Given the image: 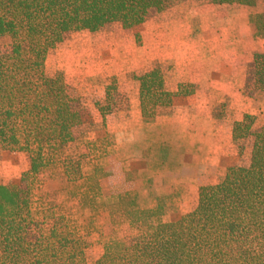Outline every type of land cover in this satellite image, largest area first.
Wrapping results in <instances>:
<instances>
[{"label":"trees","instance_id":"trees-1","mask_svg":"<svg viewBox=\"0 0 264 264\" xmlns=\"http://www.w3.org/2000/svg\"><path fill=\"white\" fill-rule=\"evenodd\" d=\"M183 1L0 0V38L10 42L0 48V155L23 153L28 174L36 176L44 168L47 183L63 184L47 201L23 200L17 186L0 180V264H90L85 251L99 244L106 213L112 224L128 223V229L106 243L91 264H264V122L256 125V117L246 114L233 124L232 142L239 155L248 149L247 163L232 164L220 183L201 186L192 212L165 223L157 206L129 219L119 203L104 204L107 191L95 173L87 172L110 156L112 136L106 133L71 150L84 116L63 75H46L47 55L66 35L137 27ZM205 1L255 9L253 40L259 47L264 42V0ZM164 75L155 63L135 77L145 125L168 116L175 97L194 92L184 82L176 93L167 91ZM247 75L243 92L250 97L264 93V51L254 52ZM104 97L99 112L105 128V117L128 100L116 83L105 86ZM165 149L158 151L159 160ZM84 199L88 207L80 205Z\"/></svg>","mask_w":264,"mask_h":264},{"label":"crops","instance_id":"crops-1","mask_svg":"<svg viewBox=\"0 0 264 264\" xmlns=\"http://www.w3.org/2000/svg\"><path fill=\"white\" fill-rule=\"evenodd\" d=\"M239 12L221 13L207 3L175 25L153 20L140 24V42L116 40L121 50L117 90L126 95L128 104L105 117L104 134L111 135L114 143L107 164L92 173L107 191L104 202L119 203L129 219L157 206L164 209L165 223L192 212L198 189L220 183L240 157L232 142L233 124L246 114L256 117V125L264 122V93L250 97L243 92L255 52L257 12ZM190 18L198 22L190 23ZM155 63L164 68L167 91L176 93L184 82L193 85L194 92L175 97L168 116L145 125L135 77L151 71ZM100 98L104 105V93ZM162 148L165 158L159 160Z\"/></svg>","mask_w":264,"mask_h":264},{"label":"rangeland","instance_id":"rangeland-1","mask_svg":"<svg viewBox=\"0 0 264 264\" xmlns=\"http://www.w3.org/2000/svg\"><path fill=\"white\" fill-rule=\"evenodd\" d=\"M206 4L205 0L183 1L170 9L160 12L158 15L152 14L143 24L153 20L158 23L175 25L189 11H194L196 8ZM215 7H219L221 13L229 14H240L239 11L247 9L228 5H215ZM248 10L253 12L255 9ZM189 20L190 23L198 22L197 18H190ZM137 29V27L129 26H112L100 34L80 31L66 35L60 45L49 51L45 62L46 75L49 78H53L57 73L63 75L69 93L74 99L75 108L84 116L81 135L76 142L71 144V150H80L85 145L83 142L102 140L105 137V128L97 113L100 114L99 110L103 106L99 99L105 93L104 85L108 84V82L109 84L116 83V86L118 85L116 69L117 65L120 66L118 58L121 55V50L116 47L115 43L116 40L123 38H130L134 42L135 40L140 42L141 36ZM9 43V39L0 38V48L7 49ZM253 43L255 51L260 50L261 45H264V42H262L259 47L254 40ZM91 46L94 48H91ZM118 107H121L119 103ZM94 114L96 116H93ZM109 143H114L113 137ZM243 152L240 157L237 156L236 160L238 164L246 165L248 149L246 148ZM108 158L103 159L100 162V166L106 165ZM94 168V166L87 168V172L92 173ZM28 169L29 162L25 154L4 153L0 155V180L5 185L17 186L23 200L38 199L47 201L50 199L51 192L63 185L61 182L47 183L44 180V168H40L36 176L28 174ZM79 203L82 207H88L90 201L84 199L80 200ZM104 204L106 203L104 202ZM70 207L72 205L68 206L67 209L72 210L73 208ZM102 221L103 230L99 244L93 245L85 251L86 261L90 264L101 256L103 246L106 243L122 238L128 229V223L112 224L107 213L104 214Z\"/></svg>","mask_w":264,"mask_h":264}]
</instances>
